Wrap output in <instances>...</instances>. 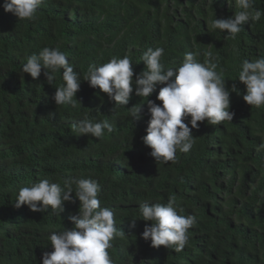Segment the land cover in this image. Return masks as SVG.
<instances>
[{"label":"trees","instance_id":"trees-1","mask_svg":"<svg viewBox=\"0 0 264 264\" xmlns=\"http://www.w3.org/2000/svg\"><path fill=\"white\" fill-rule=\"evenodd\" d=\"M0 0V264H42V254L53 248L48 236L71 229L69 217L80 207L65 202L60 216L16 208V193L41 179L68 177L98 180L102 207L115 213L118 235L108 250L114 264H264V107L243 100L246 86L238 80L245 59L264 58V15L245 24L235 38L211 28L216 18L239 9L235 0H47L36 19L20 21L4 11ZM254 7L264 11V0ZM59 47L75 70L127 55L135 75L149 47L165 50V68L177 67L186 52L211 51L223 68L230 94L232 122H197L195 144L177 153L175 162L157 164L142 137L150 116L147 98L135 95L128 105L110 101L107 94L82 80L77 107L56 105L54 84L43 75L33 79L21 68L26 56L44 47ZM149 99L156 100L160 87ZM142 103V118H131L128 108ZM87 114L107 119L113 130L103 138L79 135L73 128ZM190 119V117H189ZM187 123V121H185ZM189 127H191L189 125ZM36 181V182H37ZM73 197L75 194H72ZM176 197L181 215H193L189 241L180 252L155 248L141 236L146 224L139 204L168 202ZM132 219L136 227L131 228ZM161 255H159V253Z\"/></svg>","mask_w":264,"mask_h":264},{"label":"clouds","instance_id":"clouds-1","mask_svg":"<svg viewBox=\"0 0 264 264\" xmlns=\"http://www.w3.org/2000/svg\"><path fill=\"white\" fill-rule=\"evenodd\" d=\"M254 2L235 0L239 11L228 18L215 17L211 28L221 32L227 30V35L235 38L245 24L258 21L264 15V11L254 7ZM46 3L47 0H4L2 7L20 21H32L36 19L38 9ZM164 53L162 47H149L144 51L141 61L145 68L135 75V79L133 63L127 55L113 57L102 64H90L82 78L59 47L47 46L38 54L26 56L21 70L33 79L39 78L43 70L49 84H54L59 73L63 83L55 86L56 91L51 97L57 106H81L76 94L82 80L121 106L128 105L135 89L136 96L147 98V114L150 116L146 135L141 139L151 149L150 155L157 164H167L175 162L178 152L188 153L193 148L195 137L192 130L199 128L197 122L207 121L209 125L232 122L235 113L230 111V94L237 89L235 84L231 89L226 87L225 69L217 70L216 57L211 51L203 53V61L198 59L199 52H186L177 67L167 69L162 62ZM238 80L246 86L243 100L257 109L264 107V58L245 59ZM158 85L163 86L156 100L162 104L149 99ZM128 109L131 118H142V103ZM73 128L79 135L98 139L104 137L105 130H113L107 119L94 121L87 114L75 121ZM257 150L264 151V141ZM36 181L19 188L14 203L16 208L27 205L31 211L41 213L50 208L51 213L60 216L65 211V202L75 203L76 199L80 202L78 214L69 217L74 227L49 234L53 251L42 254V264H114L108 250L114 238L125 233L118 229L114 211L101 206L98 180L68 177L63 186L47 178ZM182 211L176 206L175 196L169 197L166 204L148 201L139 204L140 219L151 222L150 226L145 225L142 238L150 240L155 248L165 246L175 252L182 251L189 241V229L196 224L195 216L181 215ZM130 227H136V219H132Z\"/></svg>","mask_w":264,"mask_h":264}]
</instances>
